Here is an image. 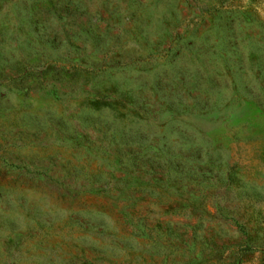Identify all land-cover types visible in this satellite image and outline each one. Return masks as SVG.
<instances>
[{
    "label": "rangeland",
    "instance_id": "rangeland-1",
    "mask_svg": "<svg viewBox=\"0 0 264 264\" xmlns=\"http://www.w3.org/2000/svg\"><path fill=\"white\" fill-rule=\"evenodd\" d=\"M0 264H264V0H0Z\"/></svg>",
    "mask_w": 264,
    "mask_h": 264
},
{
    "label": "trees",
    "instance_id": "trees-1",
    "mask_svg": "<svg viewBox=\"0 0 264 264\" xmlns=\"http://www.w3.org/2000/svg\"><path fill=\"white\" fill-rule=\"evenodd\" d=\"M160 157H162V156H160ZM164 161H166V164H168V163H171V162H169V161H172V160H169V161L167 162V159L165 158Z\"/></svg>",
    "mask_w": 264,
    "mask_h": 264
}]
</instances>
